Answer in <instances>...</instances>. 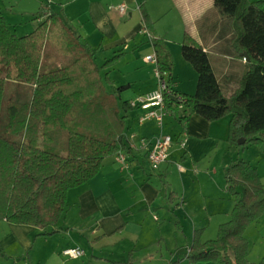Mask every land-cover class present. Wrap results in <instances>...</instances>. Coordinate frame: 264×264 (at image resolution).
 Returning a JSON list of instances; mask_svg holds the SVG:
<instances>
[{"label":"crops","instance_id":"obj_1","mask_svg":"<svg viewBox=\"0 0 264 264\" xmlns=\"http://www.w3.org/2000/svg\"><path fill=\"white\" fill-rule=\"evenodd\" d=\"M121 4L127 5L124 13L118 9ZM142 7L173 54L175 91L197 90L198 74L182 55L186 33L209 53L225 89L235 87L246 61L233 56L231 21L220 14L215 0H0V13L19 36L31 33L55 11L91 48L98 65L121 52L102 74L108 76L110 92L127 85L121 97L131 102L159 88L157 65L146 59L155 49ZM142 114L139 109L128 113L122 148L128 164L117 163L115 154L107 157L94 178L69 190L56 224L40 228L0 221V264H185L188 260L182 258L195 231H203V241L215 239L220 225L231 218L235 198L228 191L226 168L243 159L264 183V143L241 150L231 146V114L209 121L196 113L188 116L180 107L175 113L169 109L162 124L154 119L140 122ZM166 134L174 138L169 159L153 170L140 140L153 142ZM239 191L242 195L243 188ZM245 236L249 261L264 262V214ZM70 247L83 248L85 255H64Z\"/></svg>","mask_w":264,"mask_h":264},{"label":"trees","instance_id":"obj_2","mask_svg":"<svg viewBox=\"0 0 264 264\" xmlns=\"http://www.w3.org/2000/svg\"><path fill=\"white\" fill-rule=\"evenodd\" d=\"M215 5L231 21L229 48L246 61L245 71L235 87L226 90L209 53L186 33L182 55L198 74L197 90L194 94L172 90L166 94L168 108L175 113L184 107L188 116L196 113L209 121L231 114L229 144L240 150L261 145L264 0H215ZM141 10L143 24L152 33L157 67L172 81L171 49L157 35L147 10ZM119 57L121 52L98 65L91 48L55 11L23 36L12 32L0 13V117L8 82L33 86L28 101L9 104L10 118L0 132V221L40 228L56 224L69 190L94 178L105 159L125 147L128 113L135 108L121 97L128 86L110 92L108 76L102 74ZM225 176L235 198L231 218L220 225L215 239L203 241V231H195L186 253L189 264H255L248 259L245 232L264 214V183L257 169L243 159L227 167Z\"/></svg>","mask_w":264,"mask_h":264},{"label":"built area","instance_id":"obj_3","mask_svg":"<svg viewBox=\"0 0 264 264\" xmlns=\"http://www.w3.org/2000/svg\"><path fill=\"white\" fill-rule=\"evenodd\" d=\"M126 4L119 6L120 12L126 11ZM148 61L154 62L157 65V58L155 54L146 57ZM156 76L159 81V88L153 92L139 96L135 101L131 102V105L135 109L143 111V114L139 118L140 122L154 119L160 124L163 123L165 116L168 114V104L166 100V94L170 93L173 89L172 81L167 78V73L156 70ZM174 143L172 135H159L153 142L149 139L142 138L140 140L139 147L147 151V160L153 170H157L163 163H166L169 159L170 149ZM183 143V140L181 142ZM131 147L135 146L130 144ZM115 159L117 163L127 165L129 162L128 154L125 150L120 149L115 153ZM64 255L71 258H80L85 255V250L81 247H70L63 251Z\"/></svg>","mask_w":264,"mask_h":264},{"label":"rangeland","instance_id":"obj_4","mask_svg":"<svg viewBox=\"0 0 264 264\" xmlns=\"http://www.w3.org/2000/svg\"><path fill=\"white\" fill-rule=\"evenodd\" d=\"M32 90H33V86L31 84L16 83L14 81L8 82L7 89L5 92V98H4V102H3V106H2L1 117H0V132L3 133L4 125H6L8 123L9 118H10L9 113H8L9 104H12L14 102L15 103H24V102L28 101L32 96ZM19 137L15 136L14 138H19ZM63 153H65V152H63ZM257 248H258V245L257 246L254 245V251L257 250ZM262 257L264 258L263 255H262ZM183 260H188L187 262H185V264L190 263L187 255L185 256V254H184V257L182 258V261ZM177 264H178V262H177ZM199 264H204V263L202 262Z\"/></svg>","mask_w":264,"mask_h":264},{"label":"water","instance_id":"obj_5","mask_svg":"<svg viewBox=\"0 0 264 264\" xmlns=\"http://www.w3.org/2000/svg\"><path fill=\"white\" fill-rule=\"evenodd\" d=\"M241 141H243V140H241Z\"/></svg>","mask_w":264,"mask_h":264}]
</instances>
